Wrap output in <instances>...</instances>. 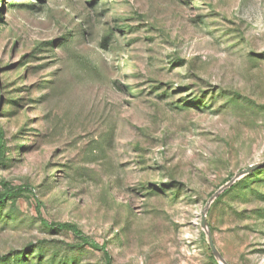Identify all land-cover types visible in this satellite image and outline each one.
Wrapping results in <instances>:
<instances>
[{"label": "rangeland", "instance_id": "obj_1", "mask_svg": "<svg viewBox=\"0 0 264 264\" xmlns=\"http://www.w3.org/2000/svg\"><path fill=\"white\" fill-rule=\"evenodd\" d=\"M6 194L0 264H264V0H0Z\"/></svg>", "mask_w": 264, "mask_h": 264}, {"label": "water", "instance_id": "obj_2", "mask_svg": "<svg viewBox=\"0 0 264 264\" xmlns=\"http://www.w3.org/2000/svg\"><path fill=\"white\" fill-rule=\"evenodd\" d=\"M252 168H253V167L248 168V171L251 170ZM226 187H227V186H225L224 188H226ZM224 188H223V189H224ZM223 189H222V190H223ZM222 190H220L219 192H221ZM216 195H217V194H215V196H216ZM207 207H208V204H207L206 208L200 213V227L202 228V230H207V222H206V219H205V212H206V210H207ZM207 239H208V245H209V248H210L212 254H213L215 257L219 258V254H218L216 248L214 247L213 242H212L211 237H210L209 234L207 235Z\"/></svg>", "mask_w": 264, "mask_h": 264}, {"label": "trees", "instance_id": "obj_3", "mask_svg": "<svg viewBox=\"0 0 264 264\" xmlns=\"http://www.w3.org/2000/svg\"><path fill=\"white\" fill-rule=\"evenodd\" d=\"M10 199H12V195L11 194L2 195V196H0V204H2L4 201H8ZM48 227L57 228V229H63V230L67 229V230L72 231V232L76 231L74 226L68 225V224H58V225L49 224Z\"/></svg>", "mask_w": 264, "mask_h": 264}]
</instances>
